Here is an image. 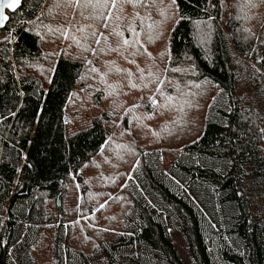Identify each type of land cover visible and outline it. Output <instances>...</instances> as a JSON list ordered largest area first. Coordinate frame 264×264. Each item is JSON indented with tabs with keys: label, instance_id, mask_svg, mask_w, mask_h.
I'll use <instances>...</instances> for the list:
<instances>
[{
	"label": "trees",
	"instance_id": "trees-1",
	"mask_svg": "<svg viewBox=\"0 0 264 264\" xmlns=\"http://www.w3.org/2000/svg\"><path fill=\"white\" fill-rule=\"evenodd\" d=\"M103 3L6 11L0 264H264V18Z\"/></svg>",
	"mask_w": 264,
	"mask_h": 264
},
{
	"label": "rangeland",
	"instance_id": "rangeland-1",
	"mask_svg": "<svg viewBox=\"0 0 264 264\" xmlns=\"http://www.w3.org/2000/svg\"><path fill=\"white\" fill-rule=\"evenodd\" d=\"M228 3L230 4L231 7H234L233 11V17L235 19H238V15H240V18L242 19V27L246 29L248 33H250L252 36L254 35L253 33L259 32L262 20L264 18V0H253L250 3H245L246 8H244L243 4L241 5L240 0H227ZM240 9L238 11V8ZM48 48L45 51L44 55V64L42 63L40 66L39 73L43 76L46 77L48 76L49 73V61H48V56L50 52H48ZM154 163V162H153ZM167 178H173L176 179L173 175L167 174ZM181 182L179 183V185ZM208 220L211 222L212 227L217 229L216 223H214L211 218L206 215ZM84 219H86L84 217ZM165 223H167L165 221ZM173 230H171L169 227H167V232L170 235L172 242L177 250V253L181 260L185 263H190L192 262L191 256L189 255L187 245L185 242V239L181 232L177 229H174L175 233H172ZM137 248H135V251Z\"/></svg>",
	"mask_w": 264,
	"mask_h": 264
},
{
	"label": "snow or ice",
	"instance_id": "snow-or-ice-1",
	"mask_svg": "<svg viewBox=\"0 0 264 264\" xmlns=\"http://www.w3.org/2000/svg\"><path fill=\"white\" fill-rule=\"evenodd\" d=\"M125 2L131 3L133 2V0H125ZM139 2H143V0H139ZM97 3L99 4L100 0H97ZM173 3H175V0H173ZM20 4H21V0H0V27H3L4 22L8 19L7 16L3 15L4 9L11 8L12 10H15L16 7L19 6ZM103 6L107 7V0H104ZM132 31H135V29H132ZM124 43L127 45L129 44V41L125 40ZM132 86L135 87V85Z\"/></svg>",
	"mask_w": 264,
	"mask_h": 264
},
{
	"label": "water",
	"instance_id": "water-1",
	"mask_svg": "<svg viewBox=\"0 0 264 264\" xmlns=\"http://www.w3.org/2000/svg\"><path fill=\"white\" fill-rule=\"evenodd\" d=\"M17 7H18V6H17ZM17 7H16V8H17ZM7 10H12V9H11V8H5V9H4V12H3V15L7 16V13H6ZM6 21H7V20H6ZM6 21L4 22V25H5ZM4 25H3V27H4ZM3 27H0V29H2Z\"/></svg>",
	"mask_w": 264,
	"mask_h": 264
}]
</instances>
